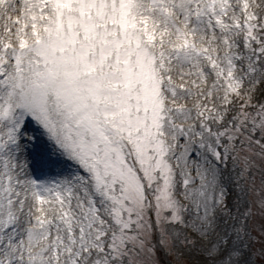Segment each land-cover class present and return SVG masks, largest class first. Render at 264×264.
Masks as SVG:
<instances>
[{
	"label": "snow or ice",
	"instance_id": "obj_1",
	"mask_svg": "<svg viewBox=\"0 0 264 264\" xmlns=\"http://www.w3.org/2000/svg\"><path fill=\"white\" fill-rule=\"evenodd\" d=\"M0 264H264V0H0Z\"/></svg>",
	"mask_w": 264,
	"mask_h": 264
}]
</instances>
